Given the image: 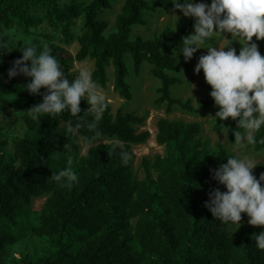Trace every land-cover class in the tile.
<instances>
[{"label": "trees", "instance_id": "trees-1", "mask_svg": "<svg viewBox=\"0 0 264 264\" xmlns=\"http://www.w3.org/2000/svg\"><path fill=\"white\" fill-rule=\"evenodd\" d=\"M113 1L70 0L62 5L60 0H0V28H18L27 33L48 22L53 28H60L66 42L72 44L75 39L72 26L83 18L75 58L95 60L92 76L97 85L108 87V69L113 65L114 89L131 100L134 95L126 64V56L130 55L136 74L148 62L153 75L161 80L157 106L166 103L168 112L175 106L196 112L190 99L183 101L172 95V86L182 79L169 73L179 71L177 58L163 53L167 46L182 50V38L194 32V18L177 30L166 28L152 38L133 37V27L146 24L148 9L153 10L152 0H125L115 29L108 31L110 23L100 15ZM156 1L162 5L171 0ZM252 42L264 56V40L254 36ZM33 45L38 52L42 50L37 43ZM231 46L239 55L241 43L233 41ZM21 47L0 53V105L20 108L10 98L23 93L25 106L31 109L43 101L46 90L42 88L41 95H32L26 89L21 90L30 78L18 75L9 79L8 70L21 58ZM49 48L62 67L69 65L62 47L52 44ZM200 74L204 77L203 70ZM202 84L208 95L199 104L201 110L215 106L211 86L206 81ZM80 107L79 121L68 112L56 117L41 115L37 120L25 113L22 116L25 133L12 141V152L7 151L10 141L2 135L0 118V256L25 236L23 217L32 200L51 194L38 224L30 230L41 238H57L56 254L35 262L25 261L26 264H264V251L257 249L255 243V235L264 231V226H252L247 220L231 235L227 226L205 207L213 189L225 188L213 179L212 170L226 163L231 154L224 148L211 153L197 137L202 130L199 122L161 118L156 140L166 146L167 154H158L154 159L152 166L158 172L157 178L149 171L150 161L145 160L147 174L140 181L132 170V144L150 138L149 131L138 132L135 127L144 124L146 117L125 113L122 108L113 115L108 103L97 129L91 130L87 127L91 114L84 113L89 105L81 100ZM218 110L217 107L215 114ZM68 121L81 124L78 133L85 141L91 142L96 137L115 141L98 144L87 156L79 158L80 145L76 142L77 135L67 134ZM224 127L233 142L232 130L237 129V121L216 118L214 128ZM255 136L257 142L251 146L260 151L264 149V143L260 142L264 139V127ZM117 142L132 153L127 165L121 164L119 149L114 150ZM65 144L71 147L65 149ZM68 157L73 158V171L78 176V183L71 189L48 182L52 172L58 173L66 166ZM261 173L264 167L259 165L253 175L259 179ZM85 240L86 244L75 248L77 241Z\"/></svg>", "mask_w": 264, "mask_h": 264}, {"label": "clouds", "instance_id": "clouds-1", "mask_svg": "<svg viewBox=\"0 0 264 264\" xmlns=\"http://www.w3.org/2000/svg\"><path fill=\"white\" fill-rule=\"evenodd\" d=\"M172 3L174 10L179 9L184 16L195 20L194 32L182 38L180 52L185 61H190L201 48L208 50L199 57L194 71L199 74L203 70L205 80L212 88L210 96L219 108L215 117L217 120L231 118L237 121V129L232 130L235 145H254L257 142L255 133L264 127V56L252 41L254 36L257 40H264V0H212L210 5L195 0H183V3L172 0ZM226 33L240 38L237 39L242 45L239 55L235 48L228 47L230 44L217 48L208 43L214 34L225 36ZM14 42L16 47L22 42V56L8 70L9 79L18 75L30 78L25 89L32 95H41L42 88L46 90L42 94L43 101L26 111L28 117L37 120L41 115L56 117L68 112L79 121L81 99L84 98L89 105L84 113L92 117L87 127L97 129L108 107V98L93 80L91 69L80 68L70 82L46 44L38 52L31 38L16 33L15 29L3 28L0 31V53L11 52ZM80 127V123L68 121L67 134L78 135ZM260 142L264 143V139ZM70 147V144L64 146L65 149ZM113 147L119 149L121 164L127 165L132 153L119 142ZM73 163V158L68 157L66 166L58 173L52 172L48 182L71 189L74 183H78ZM257 165L247 156L231 155L226 163L212 170L213 179L227 190L213 189L205 207L229 229L241 227L242 213L247 214L250 225L264 226V173L259 179L253 175ZM255 243L257 249L264 251V231L255 235Z\"/></svg>", "mask_w": 264, "mask_h": 264}, {"label": "rangeland", "instance_id": "rangeland-1", "mask_svg": "<svg viewBox=\"0 0 264 264\" xmlns=\"http://www.w3.org/2000/svg\"><path fill=\"white\" fill-rule=\"evenodd\" d=\"M69 1L70 0H60V4L63 5L65 2ZM181 2L183 3V1ZM195 2H203L210 5L212 0H195ZM124 3L125 0H114L112 2V6L105 9L101 13V18L108 20L110 23L108 31L115 29L117 15L120 13ZM152 3L155 8L154 11H152V9H148V12H152H150L147 17L145 16L146 24H139L133 27L134 37L138 35H142L145 38L154 37L168 27L172 29L180 27L189 18L184 16L181 10H174L172 0L163 3L164 5H159L156 2ZM83 23V18H80L76 20V23L72 26L73 33L75 35V39L72 44H68L66 42L60 28H53L48 22H44L38 27L31 28L30 32L27 33L18 28L11 29H15L16 33H22L25 37L31 38L32 44L37 43L39 46L46 44L48 47L52 44H56L62 47L63 54L65 57L69 58V65L61 67V70L66 78L72 80L75 78L80 68L88 67L93 72L95 67V60L91 58H87L83 61H78L75 58V55L80 48L77 36L82 33ZM2 29L3 27L0 28V31H2ZM224 35L225 36L214 34L211 44L217 48L219 46L224 47L229 44L230 45L228 47H232L231 42L240 39L239 37H232L231 33H226ZM20 46H23L22 42L18 43L17 47L14 42L12 48L16 47L17 50ZM225 50L227 51L228 48L226 47ZM207 51L208 50L205 48V54H207ZM5 52L6 50L4 53ZM163 53L166 56H176L178 64L181 67L178 75L182 77L181 79L183 82L172 87L173 96L180 98L183 101L191 99L197 109L195 113L184 110L180 106H175L171 112H168L166 103L162 106H157L156 99L159 96L157 89L161 85L159 78L153 75L151 65L148 62H145L143 65L141 73L136 74L134 70V63L130 55L126 56V64L130 73L128 81L132 87L134 95L131 100L123 98L114 89L115 67L113 65H111L108 69L110 78L108 87L103 88L98 85V87H100L106 94L113 115H116L117 110L122 108L125 113L133 112L146 117L144 124H135L138 132L149 131L151 133L150 138L146 142L132 144L134 156L132 170L135 178L140 181L146 178L147 169L144 164L145 160L150 161L149 171L152 173V176L154 178H157L158 176V172L155 171L152 166L154 159L158 154L163 156L167 154L166 146L159 144L156 140L158 131L157 123L161 118H167L169 120H183L187 123L200 122L202 125V132L197 137L201 138L202 141H205L211 153L216 152L219 148H224L231 155L247 156L251 158L254 163H257V166L262 165L264 167V149L257 151L253 146L248 144L241 146L235 145V140L233 142L229 140L227 128L219 130L214 128L216 107H209L202 110L199 108L198 105L202 99L206 98L207 92L202 86L201 77L194 71L197 61L193 63V58L190 61H185L183 53H179V51L175 50L171 46L165 47L163 49ZM198 54L200 53L198 52ZM21 90H25L24 85ZM81 100L86 101L84 98ZM10 101H12L15 105H19L20 108H16L15 106H11L9 104L0 105V118L4 127L2 135L10 141V144L7 146V151L12 152V141L15 138L23 136L25 133L24 126L22 125V116L27 113L26 111L29 109L25 106L23 93L11 97ZM113 141H115V139L96 137L93 141L88 142L82 138L80 133H78L76 142L80 145L79 158L87 156L88 151L92 147L98 144L110 143ZM226 190V188L221 189L222 192ZM50 195L51 194L41 195L32 200L31 205L27 207L26 214L23 217L26 228L24 232L26 234H24L25 236L16 244L6 248L5 254L0 256V264H26L25 261L35 262L39 261L44 256L50 255L53 257L56 254L58 247L57 238H41L31 234L30 230L32 225L38 224L40 215L42 214L45 203ZM248 219L247 214L242 213L241 226ZM136 223L137 219H132L133 228H135ZM236 230H238L236 227L231 229L228 228L231 235H233ZM91 239L92 238H87V240ZM87 240L77 241L75 248L78 249L83 244H86Z\"/></svg>", "mask_w": 264, "mask_h": 264}, {"label": "crops", "instance_id": "crops-1", "mask_svg": "<svg viewBox=\"0 0 264 264\" xmlns=\"http://www.w3.org/2000/svg\"><path fill=\"white\" fill-rule=\"evenodd\" d=\"M181 1H183V0H181ZM152 2H156V3H157L156 0H153ZM152 5H153V10H152V11H154V8H155V7H154V4L152 3ZM163 5H164V4H163ZM152 11H150V12H152ZM150 12H148V13L146 14V17L149 15ZM191 18H192V17H189L188 20H187L185 23H188V22L191 20ZM181 26H182V25H181ZM181 26H180V27H181ZM180 27H178V28H180ZM168 28H169V27H168ZM178 28H176V29H174V30H177ZM171 29H172V28H171ZM138 36H142V35H138ZM133 37H134V32H133ZM136 37H137V36H136ZM142 37H144V36H142ZM154 37H155V36H154ZM144 38H145V37H144ZM148 38H152V37H148ZM212 40H213V38H212ZM234 41H238V42H240L239 40H234ZM211 42H212V41H211ZM211 42H209V43H211ZM232 42H233V41H232ZM250 43H252V42H250ZM198 52H199L200 54H198ZM203 54H205V48H201V49H199V50L195 53L196 56H195V55L193 56V63H194L195 61H197V63H198L199 57H200L201 55H203ZM165 56H166V55H165ZM166 57H176V56H174V55H170V56H166ZM176 58H177V57H176ZM144 64H145V63H144ZM144 64H143V65H144ZM177 65H178V67H179V71H180V68H181V67H180L179 64H178V59H177ZM179 71H178V72H179ZM178 72H175V71H169V73H170L171 75L182 78L181 76L178 75ZM198 75L201 77V80H202L201 82L206 81L205 78H204L200 73H199ZM159 80H160V79H159ZM160 82H161V80H160ZM182 82H183V80H182ZM182 82H181V83H182ZM178 84H180V83H178ZM161 85H162V82H161ZM161 85H160V86H161ZM175 85H176V84H175ZM160 86H159V87H160ZM202 86H203V84H202ZM159 87H158V88H159ZM172 87H173V86H172ZM203 87H204V86H203ZM204 88H205V87H204ZM205 89H206V88H205ZM157 90H158V89H157ZM206 92H207V89H206ZM172 95H173V94H172ZM207 95H208V92H207ZM158 97H159V96H158ZM206 98H207V96H206ZM206 98H204V99H206ZM204 99H202V100H204ZM188 100H189V99H188ZM190 100H191V99H190ZM202 100H201V101H202ZM186 101H187V100H186ZM191 101H192V100H191ZM201 101H200V102H201ZM192 104H193V102H192ZM199 104H200V103H199ZM193 105H194V104H193ZM198 106H199V105H198ZM194 107H195V106H194ZM212 107H215V106H212ZM216 109H217V107H216ZM215 111H216V110H215ZM189 112H190V111H189ZM193 113H195V112H193ZM186 123H187V122H186ZM199 123H200V122H199ZM200 124H201V123H200ZM136 125H137V124H136ZM224 128H227V127H224ZM227 130H228V128H227ZM201 132H202V130H201ZM201 132H200V134H201ZM200 134H199V135H200ZM228 134H229V132H228ZM199 135H198V136H199ZM203 142H205V141H203Z\"/></svg>", "mask_w": 264, "mask_h": 264}]
</instances>
